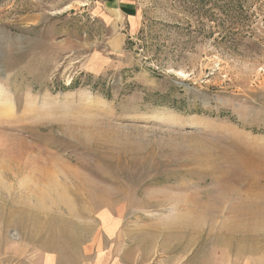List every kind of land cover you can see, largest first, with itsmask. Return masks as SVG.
Segmentation results:
<instances>
[{"label": "rangeland", "instance_id": "obj_1", "mask_svg": "<svg viewBox=\"0 0 264 264\" xmlns=\"http://www.w3.org/2000/svg\"><path fill=\"white\" fill-rule=\"evenodd\" d=\"M103 2L0 0V264H264V0Z\"/></svg>", "mask_w": 264, "mask_h": 264}, {"label": "crops", "instance_id": "obj_2", "mask_svg": "<svg viewBox=\"0 0 264 264\" xmlns=\"http://www.w3.org/2000/svg\"><path fill=\"white\" fill-rule=\"evenodd\" d=\"M103 4H104L103 9L105 11V16L108 19H111V17L113 18L114 15L120 18V21L117 18L116 21L113 19L108 20L110 24V30L112 32L117 34V36H121L122 33H120L119 30H121L120 28H122V22H124L125 24L127 22L129 26V30H132V28L135 25V17H136V6L134 0H104ZM112 12H114L115 14H113ZM117 42H119V40L116 41V38H114L110 42L109 47L110 48L117 47L118 45Z\"/></svg>", "mask_w": 264, "mask_h": 264}, {"label": "bare ground", "instance_id": "obj_3", "mask_svg": "<svg viewBox=\"0 0 264 264\" xmlns=\"http://www.w3.org/2000/svg\"><path fill=\"white\" fill-rule=\"evenodd\" d=\"M18 165H19V163H18ZM47 176V175H46ZM169 200H171V199H169ZM164 201V200H163ZM166 201V200H165ZM165 201H164V203H165ZM169 202V201H168ZM163 203V202H162ZM157 204V203H156ZM215 208V207H214ZM216 209V212H217V210H218V208H215ZM213 211V210H212ZM184 215V214H183Z\"/></svg>", "mask_w": 264, "mask_h": 264}]
</instances>
